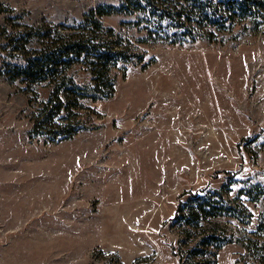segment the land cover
Listing matches in <instances>:
<instances>
[{
  "label": "rangeland",
  "instance_id": "1",
  "mask_svg": "<svg viewBox=\"0 0 264 264\" xmlns=\"http://www.w3.org/2000/svg\"><path fill=\"white\" fill-rule=\"evenodd\" d=\"M240 1L0 0V264H264V0ZM58 39L112 50L111 98L86 54L23 73Z\"/></svg>",
  "mask_w": 264,
  "mask_h": 264
},
{
  "label": "trees",
  "instance_id": "2",
  "mask_svg": "<svg viewBox=\"0 0 264 264\" xmlns=\"http://www.w3.org/2000/svg\"><path fill=\"white\" fill-rule=\"evenodd\" d=\"M238 8L235 10H246L247 6L244 0L240 2H235ZM61 35V34H59ZM58 37H62L59 36ZM73 35L69 36L72 37ZM53 43H47L44 47V50L39 53L40 57L31 59L27 66L24 68L23 73L31 77H40V76H49V74L56 76V69L58 68V63L62 62L63 58H71L74 56H83L86 54V57L91 61L90 65L93 67L94 81L96 87L99 86L100 80H105L109 84L107 92H100L101 96H106L111 98L116 92L115 84L108 78V75L105 77V69L110 64V61L113 59L112 50H105L96 47V45H89V43L84 40H55ZM93 44V43H91ZM53 73V74H52ZM59 91L60 89L57 88ZM57 92H54L51 96V100H54ZM51 104V102H49ZM53 103V102H52ZM62 102L59 104V108H62ZM46 110H49V105L46 104Z\"/></svg>",
  "mask_w": 264,
  "mask_h": 264
}]
</instances>
